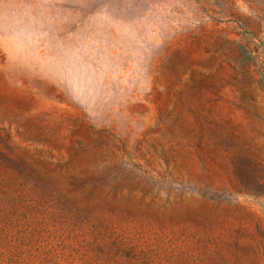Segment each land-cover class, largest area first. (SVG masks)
I'll list each match as a JSON object with an SVG mask.
<instances>
[{
    "label": "rangeland",
    "instance_id": "374dc122",
    "mask_svg": "<svg viewBox=\"0 0 264 264\" xmlns=\"http://www.w3.org/2000/svg\"><path fill=\"white\" fill-rule=\"evenodd\" d=\"M0 264H264V0H0Z\"/></svg>",
    "mask_w": 264,
    "mask_h": 264
}]
</instances>
